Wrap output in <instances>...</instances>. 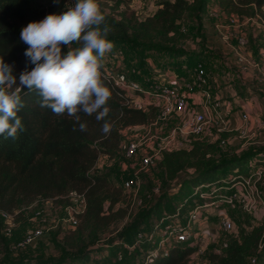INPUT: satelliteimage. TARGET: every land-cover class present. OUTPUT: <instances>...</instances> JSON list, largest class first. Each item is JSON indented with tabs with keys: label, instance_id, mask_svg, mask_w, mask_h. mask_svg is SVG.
Wrapping results in <instances>:
<instances>
[{
	"label": "trees",
	"instance_id": "obj_1",
	"mask_svg": "<svg viewBox=\"0 0 264 264\" xmlns=\"http://www.w3.org/2000/svg\"><path fill=\"white\" fill-rule=\"evenodd\" d=\"M62 1L58 0V4ZM209 3L215 4L226 18L234 16L240 23L256 17L264 20V0H160L153 14L146 18H139L127 4L117 16L104 12L111 29L107 38L116 45H124V55L130 49L165 53L172 59L191 56L194 61L199 60L205 56L203 53H187L176 47L191 40L186 27L201 26ZM34 5V0H0V58L4 62L27 59L24 52L28 46L20 39L22 28L17 24L37 22L40 13ZM255 42L264 50L260 35ZM105 77L106 72L102 69L104 84L111 91L107 105L109 113L100 121L96 114L79 113V123L87 125L86 131L79 130V123L73 116L56 115L50 108H42L37 91L22 89L20 95L24 107L18 115L25 130L15 140L0 136V209L13 212L29 206L37 198L84 192L86 211L78 227L85 234L91 237L102 234L115 221L125 217V209L114 210L121 201L120 189L112 188V176L99 174L95 164L99 156L109 160L116 158L124 146L125 130L150 125L156 120L159 108L154 104L145 110L130 107L125 103L128 98L121 90L111 88ZM104 123L110 125L107 133L102 131ZM227 137L228 133L222 132L214 142H207L188 136L184 142L187 147L163 152L158 167L169 182L188 172L186 184L191 189L218 183L228 174L246 175L252 167L264 169V159L260 157L264 148L218 160L215 156L218 147ZM183 207L181 213L185 212ZM152 214L158 220L162 217L161 201L155 204ZM245 223L250 231L242 229L236 238L226 240L219 252L207 256L208 264H247L251 256L264 264L263 228ZM125 237L126 234L119 235L111 243ZM96 251L95 248L84 249L78 260L87 264ZM193 252L194 249L187 245L174 247L167 256L154 257L150 264H189ZM5 264L35 263L19 259Z\"/></svg>",
	"mask_w": 264,
	"mask_h": 264
},
{
	"label": "built area",
	"instance_id": "obj_2",
	"mask_svg": "<svg viewBox=\"0 0 264 264\" xmlns=\"http://www.w3.org/2000/svg\"><path fill=\"white\" fill-rule=\"evenodd\" d=\"M67 4L68 9L74 6L75 3L69 1ZM206 12L207 16L213 21L223 43L234 51L240 71L246 72L251 68L263 80L264 61L261 63L252 61L244 55L249 52V40L244 30L248 25L255 24L257 29L264 31V20L256 17L240 23L234 16L226 18L213 3L208 4ZM232 41L235 46H232ZM123 56L124 52L122 50L116 51V58H122ZM262 56L264 58V52ZM136 73L135 68H132L128 72L106 73L105 78L111 88L123 92L122 95L128 98L125 103L134 109L145 110L147 107L144 102L136 99L139 95L152 98L160 104L156 120L148 126H143L147 128V133L141 138L128 140L125 146V159L130 161L139 156L140 170H145L158 165L163 152L187 147L185 143L176 141V133L163 139L151 133L153 127L163 124L170 117L181 113L186 101L179 88L154 83L142 85L136 81ZM190 74L192 82L185 84L184 90L188 94L200 93L210 99V80L205 64L201 60L193 61L190 66ZM210 108L217 132H231L226 128V120L220 111V103L214 100L210 104ZM239 121L240 125L236 128V131L240 133V136L245 135L249 128L264 131V117L251 118L248 114L242 113L239 116ZM207 123L208 121L203 114H195L186 124L187 137L200 138L205 135ZM223 143L224 140L220 142V144ZM260 157L264 159V153L260 154ZM90 173H92V170ZM263 178L264 169L252 167L246 175L234 176L228 174L224 180L218 183H206L197 186L192 189L191 194V197L197 198V202L192 205L186 214L181 213L183 205L187 206L185 201L174 209L171 214L164 215L145 229L139 228L130 244H125L123 241L114 242L113 244L124 246L129 252L136 253L131 264H150L154 257H165L172 248L180 247L178 245H187L194 249V252L189 256V262L193 263L204 253L203 239L199 232L194 229V224L200 219L203 210L218 208L219 203L229 205L231 208L236 204H240L243 211L248 214L252 212L255 204L261 206L264 210L262 191L258 189V185ZM140 187L141 182L136 174L122 182V189L131 196L130 208L144 205V199L139 196ZM158 192L157 188L151 191L152 195H156ZM23 210L30 213L28 217L29 228L11 248L15 257H21L26 251L53 232L65 233L75 230L86 211V199L84 192H72L54 198H37ZM21 212V209L13 212L0 209V229L4 237L10 238L12 236L16 227V220ZM217 220L223 234H230L233 231L234 224L228 216L218 214ZM116 259V261L122 262L124 256L119 253ZM247 264L261 263L254 256H251L247 259Z\"/></svg>",
	"mask_w": 264,
	"mask_h": 264
},
{
	"label": "rangeland",
	"instance_id": "obj_3",
	"mask_svg": "<svg viewBox=\"0 0 264 264\" xmlns=\"http://www.w3.org/2000/svg\"><path fill=\"white\" fill-rule=\"evenodd\" d=\"M34 1V8L38 14L40 13L37 22L42 20L46 15L67 10V3H69V1L75 3V0H63L61 5H59L58 2H54V0ZM99 3L105 13L113 16H117L118 13L126 7V4L123 3L121 8L120 3H117L115 0H99ZM204 21L207 28L209 27L212 30L213 34L211 36L216 39L215 41L209 42L204 36L205 33L203 32L205 25L201 24L198 28L188 25L186 27V32L191 35V40L176 48L184 51L192 50L195 52L196 50L204 52V50H208L206 47L208 44L210 45L208 47L212 50H214V42L222 44L223 41L216 31L213 21L208 16L204 18ZM27 24L28 23L25 22L18 23L17 25L23 28L27 26ZM244 31L249 40V47L252 52L251 55L254 56V53L257 55L259 53V48L255 40L260 35L264 41V31L257 29L255 24L248 25ZM231 44L235 46L233 41ZM125 46L129 47L128 45ZM73 47H76V45H73ZM123 48L124 45L114 44L111 52L115 54L117 50H123ZM212 50L211 52H215ZM66 51V48H62V52ZM230 53L234 55V51ZM205 55H209V53H205ZM123 57H125V55ZM5 63L12 67L13 75L16 77V80H19L21 72L25 70L30 71L32 67H34L27 59L22 58L9 59ZM146 133V131L141 129L128 131L124 136L125 145L118 156L112 160L101 158L97 162L96 171H98L99 174H110L112 176V188L120 189L121 191V201L114 207V210L125 209L126 214L123 219L115 221L106 232L92 237L85 234L79 227L65 233L53 232L37 243L33 248L26 251L21 257H15L11 248L29 228L28 217L30 213L29 211L23 210L26 207H20L19 210L21 209L22 212L16 220V227L12 236L10 238L4 237L0 229V264L17 261L19 259L32 261L35 264H85L79 261L78 258L82 250L89 248H95L97 251L92 255L87 264H131L136 253L129 252L124 246L114 245L111 243L113 238L126 234L125 239L122 241L125 244H130L134 240L135 234L139 231V228L145 229L158 220L157 217L152 214V209L159 201L162 202V217L171 214L174 209L182 205L185 201L187 206L183 207V209L185 211L184 214H186L192 205L197 202L196 197H191L192 189L186 184L189 177L188 172L179 174L173 182H169L165 177L164 171L159 168L158 165L140 170L139 156L130 161L125 159L124 151L127 141L134 138H141ZM165 133V130H161L158 131L156 135L163 139L166 137ZM218 136L219 132H217V128L214 126L208 131V134L201 136L199 139L207 142H214ZM185 139L186 137H176V141L180 143H184ZM258 148H264L263 130L248 129L246 134L241 136L238 131L232 130L228 133V137L224 140V143L219 145L218 152L215 156L218 160L222 161L233 156L245 154L251 149ZM91 174L92 173H90V175ZM134 174L139 176L141 182L139 196L144 199V205L142 207L133 206L130 208L131 196L122 189V182ZM154 188L159 190L156 195H152L151 193ZM258 189L262 191V199L264 200V178L259 183ZM219 204L218 208H213L215 210L213 215L202 213L199 220V228L202 231L205 230L201 233L202 236L207 235L208 239L213 238L214 243L208 245V251L204 252L196 261L189 264H208L207 256L211 253L219 252L222 244L226 240L236 238L240 230H245L247 227L245 221L252 226H259L260 224L262 207L259 205L255 204L252 212L248 214L243 211L240 204H236L232 208L226 204ZM218 214L228 216L232 220L234 229L230 234L222 233L217 220ZM262 240L264 242V234L262 235ZM178 246L183 247V245ZM119 253H122L124 256L122 262L116 261V256Z\"/></svg>",
	"mask_w": 264,
	"mask_h": 264
},
{
	"label": "clouds",
	"instance_id": "obj_4",
	"mask_svg": "<svg viewBox=\"0 0 264 264\" xmlns=\"http://www.w3.org/2000/svg\"><path fill=\"white\" fill-rule=\"evenodd\" d=\"M110 31L99 0H75L67 10L23 27L20 39L28 46L24 55L34 67L21 72L17 84L12 67L0 58V136L15 140L25 130L18 115L24 107L23 88L37 91L40 106L56 115L73 116L78 123L79 113L104 120L111 98L102 79L104 57L114 47L107 38ZM86 129L79 123L80 131ZM109 130L104 123L102 131Z\"/></svg>",
	"mask_w": 264,
	"mask_h": 264
},
{
	"label": "crops",
	"instance_id": "obj_5",
	"mask_svg": "<svg viewBox=\"0 0 264 264\" xmlns=\"http://www.w3.org/2000/svg\"><path fill=\"white\" fill-rule=\"evenodd\" d=\"M121 5L127 4L139 18H146L153 14L156 4L160 0H139L130 2L129 0H115ZM127 1V2H125ZM173 1V0H169ZM122 8V7H121ZM204 26V36L209 42L215 41L212 37V30L202 20ZM212 45V44H211ZM208 46H210L208 44ZM204 52L187 51V53H209L201 60L206 66V72L210 80V99L202 96L200 93L188 94L184 90V85L192 82L190 74V66L194 61L191 56L172 59L164 53H143L140 50H130L126 52L125 57L116 58L112 52L107 53L104 57L103 71L106 73L128 72L135 68V79L142 85L154 83L160 85L174 86L180 89L181 94L185 97V107L183 111L170 117L165 123L160 124L151 129V133L156 134L158 131L165 130L166 136L176 133L177 138L187 137L186 124L195 114H203L208 123L205 126V134L211 130L215 124L210 104L217 100L220 103V111L225 117V125L227 130H235L239 127V116L242 113L248 114L249 117H264V79L258 77V74L249 68L246 72H241L237 63L235 54L230 53L232 50L227 48L224 43L217 44L214 42V50L208 47ZM215 51V52H211ZM245 53V57L256 62H263V49H259V53L252 56L251 48ZM184 51V50H183ZM208 56V57H206ZM205 58V59H204ZM142 101L146 106L156 103L154 99L139 95L136 98ZM160 106V104H154ZM253 128V126H252ZM144 130L147 128L137 126L128 128L124 132V136L131 130ZM250 129V128H249ZM131 140V139H130ZM125 145V143H124ZM104 156H99L97 162ZM97 168V163L95 164ZM262 209V208H261ZM215 210L209 208L203 210V213L213 215ZM202 215V213H201ZM200 215V218H201ZM210 215V216H211ZM261 221L259 226L264 229V210H261ZM200 220V219H199ZM199 220L194 224V229L199 232L204 242V252L208 251L207 247L214 243L213 238L208 239L207 235L202 236L199 228ZM209 229V228H208ZM250 228L246 227L245 232H249Z\"/></svg>",
	"mask_w": 264,
	"mask_h": 264
}]
</instances>
